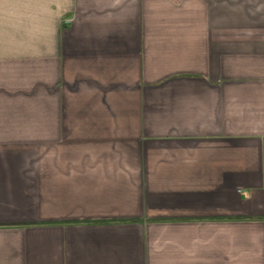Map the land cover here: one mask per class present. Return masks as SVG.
<instances>
[{
  "label": "crops",
  "instance_id": "crops-1",
  "mask_svg": "<svg viewBox=\"0 0 264 264\" xmlns=\"http://www.w3.org/2000/svg\"><path fill=\"white\" fill-rule=\"evenodd\" d=\"M0 264H264V0H0Z\"/></svg>",
  "mask_w": 264,
  "mask_h": 264
}]
</instances>
